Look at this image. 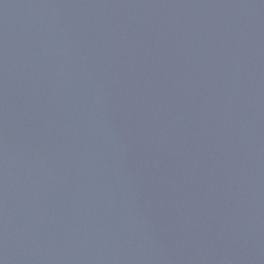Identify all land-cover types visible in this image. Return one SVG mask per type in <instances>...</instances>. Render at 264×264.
<instances>
[{"label": "water", "instance_id": "water-1", "mask_svg": "<svg viewBox=\"0 0 264 264\" xmlns=\"http://www.w3.org/2000/svg\"><path fill=\"white\" fill-rule=\"evenodd\" d=\"M0 264H264V0H0Z\"/></svg>", "mask_w": 264, "mask_h": 264}]
</instances>
